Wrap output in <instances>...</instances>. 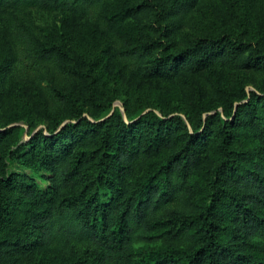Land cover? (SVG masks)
Instances as JSON below:
<instances>
[{
	"label": "trees",
	"instance_id": "obj_1",
	"mask_svg": "<svg viewBox=\"0 0 264 264\" xmlns=\"http://www.w3.org/2000/svg\"><path fill=\"white\" fill-rule=\"evenodd\" d=\"M247 6L243 21L233 0H0V264H264V5ZM33 10L77 22L93 53L76 59ZM195 11L207 23L184 34ZM118 72L188 88L189 126L109 114Z\"/></svg>",
	"mask_w": 264,
	"mask_h": 264
},
{
	"label": "rangeland",
	"instance_id": "obj_2",
	"mask_svg": "<svg viewBox=\"0 0 264 264\" xmlns=\"http://www.w3.org/2000/svg\"><path fill=\"white\" fill-rule=\"evenodd\" d=\"M260 1L264 5V0ZM247 3L248 0H233V4L243 21L246 17H250ZM29 14L38 27L43 29L59 46L69 50V52H71L76 59L87 60L89 54L93 53V51L89 50L90 45L86 30L83 27H80L79 24L77 25V22L74 23L72 26L73 30H71V28H66L64 26L65 16L61 13L33 10L30 11ZM191 17L192 20L189 19L184 24V34L195 33L197 29L207 23L206 19L202 20L203 17L201 14L196 11L191 15ZM101 49L102 45L98 44L95 53L99 54ZM234 75L236 76V83L243 86L244 91L247 94L250 92H256L254 82L258 79L257 76L252 75L251 72L244 71H238L234 73ZM262 76L264 77V75ZM125 77L126 76L122 72H118L117 74H111L106 78V86L113 87L115 89V96L117 97V99L113 102L112 109L109 114L112 113L113 108L116 107L126 119V109L132 113L135 109L144 110L147 108V110L154 111L157 115L167 114V117H179L186 126H189L186 115L187 102L191 96V92L188 88L175 87L173 90H170L171 87L161 85L150 87L142 85L141 87L136 88L134 85L130 86ZM232 84L233 80H228L227 74L225 73L224 78L222 79L221 88L226 91H232ZM218 111L222 113L221 109H218ZM212 113H214V111L204 114L203 118ZM67 122L68 121H64L63 124H66ZM14 125L21 127V141L25 142L28 139V124L21 120ZM47 125L48 122L46 120L37 119L33 123V128L35 129L34 131L42 130L44 133H47ZM19 169L25 173H31L29 169ZM37 182L39 184H46V181L41 179H37Z\"/></svg>",
	"mask_w": 264,
	"mask_h": 264
}]
</instances>
